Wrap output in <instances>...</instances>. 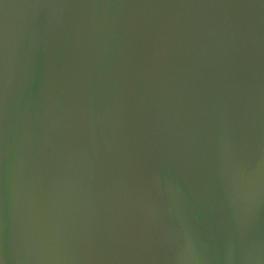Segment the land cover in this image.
Wrapping results in <instances>:
<instances>
[{"label": "water", "instance_id": "95a60500", "mask_svg": "<svg viewBox=\"0 0 264 264\" xmlns=\"http://www.w3.org/2000/svg\"><path fill=\"white\" fill-rule=\"evenodd\" d=\"M0 264H264V0H0Z\"/></svg>", "mask_w": 264, "mask_h": 264}]
</instances>
